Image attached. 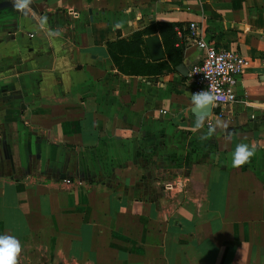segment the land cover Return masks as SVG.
<instances>
[{"label":"crops","instance_id":"obj_1","mask_svg":"<svg viewBox=\"0 0 264 264\" xmlns=\"http://www.w3.org/2000/svg\"><path fill=\"white\" fill-rule=\"evenodd\" d=\"M190 21L251 61L200 129L185 76L123 75L105 49L173 23L188 68ZM0 235L18 264H264V0H0Z\"/></svg>","mask_w":264,"mask_h":264},{"label":"built area","instance_id":"obj_2","mask_svg":"<svg viewBox=\"0 0 264 264\" xmlns=\"http://www.w3.org/2000/svg\"><path fill=\"white\" fill-rule=\"evenodd\" d=\"M174 31L177 37L182 36V27L175 26ZM183 35L201 50L199 59L188 66L185 75L192 94L203 90L216 97L205 117V124L211 125L212 117H221L224 106L234 102L235 86L251 61L233 49L217 48L212 42L203 40L195 22H187ZM63 182L69 183L66 179Z\"/></svg>","mask_w":264,"mask_h":264},{"label":"trees","instance_id":"obj_3","mask_svg":"<svg viewBox=\"0 0 264 264\" xmlns=\"http://www.w3.org/2000/svg\"><path fill=\"white\" fill-rule=\"evenodd\" d=\"M173 23H156L134 31L128 39L117 38L105 43V49L115 69L123 75L152 76L174 69L180 63L179 46ZM157 33L162 43L164 60L148 61L144 37Z\"/></svg>","mask_w":264,"mask_h":264},{"label":"clouds","instance_id":"obj_4","mask_svg":"<svg viewBox=\"0 0 264 264\" xmlns=\"http://www.w3.org/2000/svg\"><path fill=\"white\" fill-rule=\"evenodd\" d=\"M30 3L31 0H14V7L24 11L28 9ZM191 101L193 109L197 113L194 127L200 129L203 127L207 112L215 103L216 97L209 91L201 90L192 94ZM214 132L215 127L210 126L207 135L201 139H208ZM254 154L255 145L250 148L247 144H238L232 154V166L237 168L243 166ZM21 251L22 246L17 238L10 235H0V264H18V256Z\"/></svg>","mask_w":264,"mask_h":264},{"label":"water","instance_id":"obj_5","mask_svg":"<svg viewBox=\"0 0 264 264\" xmlns=\"http://www.w3.org/2000/svg\"><path fill=\"white\" fill-rule=\"evenodd\" d=\"M144 45L147 51L150 61H158L163 57L162 47L160 41L156 35H149L144 37ZM174 70L178 72L181 76H185L187 72V67L184 66L182 62L174 66ZM190 113L197 117V113L193 109V105L190 108ZM210 113V110L207 112V115ZM206 115V116H207ZM64 175L60 174L59 178H63Z\"/></svg>","mask_w":264,"mask_h":264}]
</instances>
